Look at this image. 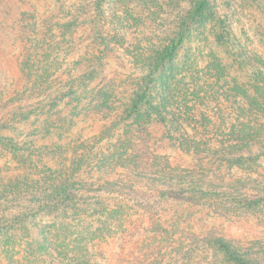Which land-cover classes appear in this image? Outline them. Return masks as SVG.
Returning <instances> with one entry per match:
<instances>
[{"label": "trees", "instance_id": "1", "mask_svg": "<svg viewBox=\"0 0 264 264\" xmlns=\"http://www.w3.org/2000/svg\"><path fill=\"white\" fill-rule=\"evenodd\" d=\"M79 1L76 8L64 9L61 0H0L2 246L14 242L42 251V264H138V241L151 245L163 232L157 226L159 202L200 208L204 199L229 197L247 209L264 205V193L240 198L227 190H205L197 174L169 165V155L149 143L160 128L180 152L212 159L235 154L223 158L230 165L264 157V120L248 118L250 95L236 83L224 82L222 89L233 99L229 108L237 118L221 122L216 143L189 136L186 119L171 110L180 96L176 54L185 30L206 20V1L186 12L176 37L148 55L130 58L113 55L123 42L100 37L105 1ZM92 9L100 15L97 23ZM93 22L100 26L94 33L73 38L75 26ZM87 48L97 54L75 52ZM11 57L19 66L13 84L2 68ZM214 65L220 79L225 67L218 60ZM123 83L131 88L127 96L114 88ZM193 96L192 109H197L204 98L199 92ZM81 121L98 122L103 133L89 134L84 143L96 141L97 148L85 146L78 154L72 129ZM115 144L125 150L117 153ZM137 212L146 214L147 232L138 234L140 225L130 224L129 233ZM197 241L199 247L216 248L225 264H264V256H257L263 253L240 252L221 237ZM186 248L175 251L177 258L183 260Z\"/></svg>", "mask_w": 264, "mask_h": 264}, {"label": "rangeland", "instance_id": "2", "mask_svg": "<svg viewBox=\"0 0 264 264\" xmlns=\"http://www.w3.org/2000/svg\"><path fill=\"white\" fill-rule=\"evenodd\" d=\"M104 1V23L101 24L103 27L100 37L123 42V47L113 48L112 54L114 57L130 58L138 54L148 55L151 50L165 45L169 38L176 37L180 31L182 17L199 0ZM205 1L206 20L203 23H193L185 30L184 40L176 54L180 73L176 77L179 84L176 85L175 91L179 92L180 96L179 103L171 110L186 119V131L189 136L212 138L216 143L220 137L221 122L224 119L232 121L237 118L234 113L236 111L229 108L233 99L223 93L224 82L236 83L240 88L246 89L250 95L249 102L253 106L248 109V118L259 123L264 120V114L259 113V110L264 111V0ZM79 2L61 0V7L76 8ZM92 10L93 15L97 17V23L100 15L95 9ZM96 23L75 26L73 38L81 40L87 34L94 33L100 27ZM86 51L97 54L90 48L75 52L79 55ZM105 54L108 55V51ZM217 60L225 67V74L220 79L216 76L218 71L214 65ZM2 68L9 83L16 82L19 76L16 58L2 61ZM136 74V77L141 76L139 69ZM114 88L124 96H127L131 89L128 83L117 84ZM197 92L204 101H198V104H195L197 109H192L196 99L193 94ZM236 100L247 104L242 96H237ZM63 114L69 115L70 111ZM98 126V122L86 121V124H83L81 121L72 129L75 132L74 137L76 134L72 145H76L78 154L85 146L93 145V148H97L96 141L84 143V139L91 133H103ZM79 133L81 135L78 137ZM98 137L99 135H96L95 139ZM149 140L157 152L169 155L168 158L172 162L168 163L169 165L197 174L205 190H227L238 193L240 198L249 194L264 193V157L247 160L240 165H230L224 159L234 157L235 154L225 155L227 157H223L224 159H212L194 155L190 151L180 152L175 144L167 141L164 131L160 128L153 132ZM64 142H68V139ZM112 142L114 144L116 140ZM124 150L115 144L117 153ZM126 152L128 153V150ZM220 199L225 202L218 203ZM203 202L200 208L159 202L157 208L161 219L157 226L163 232L152 239L155 243L152 242L151 245H147V239L138 241L139 246L134 248V252L138 254V264H225L223 255L213 246L199 247L200 241L197 239L202 237L205 240L207 237H221L240 252L247 250L254 253L258 250L263 254L257 256H264V205L247 209L240 203L232 202L229 197L208 198ZM135 215V219L132 218L134 222H129L128 228L130 224L135 227L140 225L139 230H136L139 234L147 228V216L139 212ZM132 230L133 228H129V233ZM31 234L35 236L37 230L33 228ZM110 235L109 238H113L115 233ZM109 240L110 245H113L111 239ZM3 241L0 240V264H42V251H33L28 245L14 242L2 246ZM185 247L188 251L183 254L181 260V257L177 258L175 251ZM147 254L151 255L147 257Z\"/></svg>", "mask_w": 264, "mask_h": 264}]
</instances>
